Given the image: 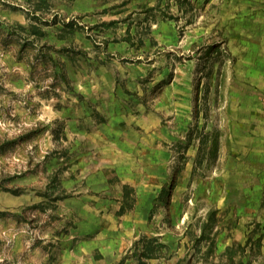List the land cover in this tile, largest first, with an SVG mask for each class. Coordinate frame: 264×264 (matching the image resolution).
<instances>
[{
  "label": "rangeland",
  "instance_id": "rangeland-1",
  "mask_svg": "<svg viewBox=\"0 0 264 264\" xmlns=\"http://www.w3.org/2000/svg\"><path fill=\"white\" fill-rule=\"evenodd\" d=\"M261 50L264 0H0V264H264Z\"/></svg>",
  "mask_w": 264,
  "mask_h": 264
},
{
  "label": "crops",
  "instance_id": "crops-1",
  "mask_svg": "<svg viewBox=\"0 0 264 264\" xmlns=\"http://www.w3.org/2000/svg\"><path fill=\"white\" fill-rule=\"evenodd\" d=\"M240 69L234 123L243 132L252 155H264V50L246 53Z\"/></svg>",
  "mask_w": 264,
  "mask_h": 264
}]
</instances>
